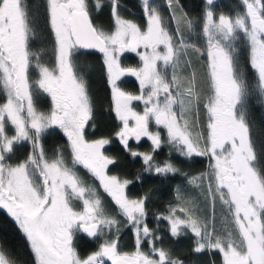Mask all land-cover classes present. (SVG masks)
<instances>
[{"label": "snow or ice", "instance_id": "1", "mask_svg": "<svg viewBox=\"0 0 264 264\" xmlns=\"http://www.w3.org/2000/svg\"><path fill=\"white\" fill-rule=\"evenodd\" d=\"M137 8L0 0V210L28 248L25 258L0 242V264H264V119L252 114L264 112V0ZM96 54L115 122L100 135ZM57 135L64 142L48 146ZM114 141L141 161L133 179L113 172ZM196 157L202 171L181 167ZM142 173L184 182L152 211L150 191L129 190ZM165 236L188 238V253Z\"/></svg>", "mask_w": 264, "mask_h": 264}, {"label": "trees", "instance_id": "2", "mask_svg": "<svg viewBox=\"0 0 264 264\" xmlns=\"http://www.w3.org/2000/svg\"><path fill=\"white\" fill-rule=\"evenodd\" d=\"M189 8L195 6V0H185ZM122 3L126 6L130 13L139 15L137 8V0H122ZM100 22H107V12L100 16ZM124 60L128 64H135L137 58L134 54H126ZM88 64L90 66V86L91 91L96 100V110H97V122L98 130L97 135L106 134L111 131L114 126V121L112 117L108 114V102H107V90L104 84V77L101 68L102 60L99 54L93 55L89 58ZM126 87L129 90H134L137 87L134 78H126ZM253 117L257 121V124L264 119V112H262L258 106L253 107ZM64 138L62 135H57L48 138V146L53 144H62ZM149 142L145 141L139 146V150L144 151L148 149ZM108 151L112 155H116L119 158L118 165L113 168V172L124 173L128 175V178L133 179L134 175L140 172L141 161L138 159H133L129 157L126 153L121 151V146L118 142L114 141L112 145L108 147ZM168 156V149L165 147L159 153L160 159H165ZM182 163L181 167L185 171H190L193 173H198L202 171L207 166V159L196 157L192 160L186 162L180 158ZM142 178L139 181H135L133 185L130 186V192L132 195L143 194L144 192L150 191L152 193V211H157L161 206L166 204L168 201L173 199L175 188L177 185L182 184L183 177H175L173 179H167L164 177L154 176L148 173H142ZM151 219V217H150ZM122 238H127L126 248L132 245V233L125 230ZM165 241L170 246L176 248L181 255L188 253L190 247V240L188 238H180L179 240H170L165 236ZM0 242L5 243L14 252H17L27 258V242L18 230L14 221L7 215L5 210H0ZM190 260L195 261L197 257L189 256ZM206 257H201L200 260H206Z\"/></svg>", "mask_w": 264, "mask_h": 264}, {"label": "rangeland", "instance_id": "3", "mask_svg": "<svg viewBox=\"0 0 264 264\" xmlns=\"http://www.w3.org/2000/svg\"><path fill=\"white\" fill-rule=\"evenodd\" d=\"M131 54V53H129ZM126 243H127V238H122V244L126 247ZM196 261V260H195Z\"/></svg>", "mask_w": 264, "mask_h": 264}]
</instances>
